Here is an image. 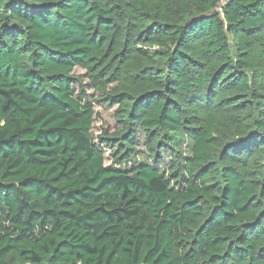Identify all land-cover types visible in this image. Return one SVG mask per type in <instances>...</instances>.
<instances>
[{"label":"trees","instance_id":"trees-1","mask_svg":"<svg viewBox=\"0 0 264 264\" xmlns=\"http://www.w3.org/2000/svg\"><path fill=\"white\" fill-rule=\"evenodd\" d=\"M0 264H264V0H0Z\"/></svg>","mask_w":264,"mask_h":264},{"label":"rangeland","instance_id":"rangeland-1","mask_svg":"<svg viewBox=\"0 0 264 264\" xmlns=\"http://www.w3.org/2000/svg\"><path fill=\"white\" fill-rule=\"evenodd\" d=\"M80 71L81 70H78V72ZM94 108L95 111H97V115L93 122L92 134L94 137H96L101 132L102 128L112 129L116 126V124L113 119L114 107L103 108L101 106L95 105ZM169 143H170V147L161 148L158 153L160 155V161H161V163L158 166L159 171L161 173L166 174L167 176L170 173L173 160H177L179 161L180 164H182L184 159L188 158L191 154V143L187 136L181 133L171 134ZM136 149L139 160L146 162L148 160L150 162L149 160L150 157L148 156V150L146 149V144L142 134H140V138L136 143ZM171 149L175 153L174 156L171 153ZM110 154L111 152L109 153L108 150L105 151L106 165L112 163Z\"/></svg>","mask_w":264,"mask_h":264},{"label":"built area","instance_id":"built-area-1","mask_svg":"<svg viewBox=\"0 0 264 264\" xmlns=\"http://www.w3.org/2000/svg\"><path fill=\"white\" fill-rule=\"evenodd\" d=\"M224 1H226V0H220V4H223V3H224Z\"/></svg>","mask_w":264,"mask_h":264}]
</instances>
